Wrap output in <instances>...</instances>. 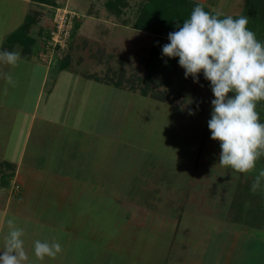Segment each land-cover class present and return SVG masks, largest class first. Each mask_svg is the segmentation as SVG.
<instances>
[{
    "label": "rangeland",
    "instance_id": "rangeland-1",
    "mask_svg": "<svg viewBox=\"0 0 264 264\" xmlns=\"http://www.w3.org/2000/svg\"><path fill=\"white\" fill-rule=\"evenodd\" d=\"M105 1L56 0L60 15L77 14L81 25L73 33L71 19L65 28L60 27L62 36L51 41L48 50L31 53L50 66L48 79L55 80L52 91L48 92L50 81L42 88L46 70L42 64L25 58L16 66L0 64V205L9 195L16 196L22 184L19 199L26 202L14 200L23 215L12 219L24 230L26 264H199L201 252L216 253L219 240L237 243L255 237L261 240L256 249L263 262L264 186L256 192L251 186L264 169V156L248 173L219 163L220 142L211 137L208 127L214 95L203 75L199 83L191 77L180 95L170 93L166 100L145 96L127 82L116 87L95 80L94 76H105L107 71L113 76V70L118 77L120 65L126 70L124 79L142 73L154 40L153 34L132 28L139 4L145 0H129L121 16L111 14ZM227 5L226 12L233 13L229 0L214 11ZM43 9L32 26L34 35L57 26L58 10ZM37 46H44L40 38ZM65 57L71 66L59 71ZM154 85L153 91L168 90ZM256 110L264 122V100ZM65 155L74 160L76 176V166L87 165L83 178H88L87 187L97 184L95 199L87 193L68 201L72 206L65 209L80 220L63 221V214L50 224L30 219L27 208L45 212L40 215L46 218L62 211L59 195L68 187L61 179L46 187L42 179L68 175L71 160L65 164ZM7 160L34 167L41 179L34 183L40 189L36 191L35 185L31 189L33 182L21 178L19 189L11 192L14 177L8 174ZM78 181L82 186V180ZM92 200L99 206L90 211L97 213L94 220L82 214ZM8 230L7 220L1 242ZM37 239L58 241L62 251L55 258L39 260L34 255ZM239 246L240 242L233 251Z\"/></svg>",
    "mask_w": 264,
    "mask_h": 264
},
{
    "label": "clouds",
    "instance_id": "clouds-1",
    "mask_svg": "<svg viewBox=\"0 0 264 264\" xmlns=\"http://www.w3.org/2000/svg\"><path fill=\"white\" fill-rule=\"evenodd\" d=\"M247 16L234 18L205 10L197 3L177 30L169 32V42L162 46V56L179 58L185 78L200 82V74L210 82L214 95L208 127L211 137L220 142L219 163L248 173L264 156V122L257 103L264 100V41L248 27ZM19 51L0 48V63L16 66ZM12 82V76H7ZM194 114V110L190 111ZM264 186V169H260L251 190ZM0 246V264H26L24 230L14 219ZM62 251L58 241L35 240L37 259L55 258Z\"/></svg>",
    "mask_w": 264,
    "mask_h": 264
},
{
    "label": "trees",
    "instance_id": "trees-1",
    "mask_svg": "<svg viewBox=\"0 0 264 264\" xmlns=\"http://www.w3.org/2000/svg\"><path fill=\"white\" fill-rule=\"evenodd\" d=\"M34 1L44 6H51L52 8L60 6L56 0ZM128 3L129 0H106L105 6L111 14L121 16L124 13V9L128 6ZM197 3L200 2L196 0H145L141 2L132 28L154 35L150 53L144 60L142 73L132 74L131 77L124 79L126 70L124 66L120 65L118 77H116L117 71L113 70V76H111L112 74L107 75L109 72L107 71L105 76H94L95 80L108 84L112 83L116 87H122L127 82L132 90L140 88L143 95L147 96L151 94L159 100H166L170 93L180 95L183 85L191 77L185 78V70L179 65L178 57L169 58L162 56V46L169 42V32L175 31L178 27L182 26V22L189 17ZM202 5L207 11L216 12L204 4ZM43 13L41 9L33 10L29 13L23 24L5 39L1 48L14 51L16 47H20L22 53L25 55L34 53L35 51L37 53L39 51H46L48 42L51 39L50 29H41L39 36L31 32L32 26L37 23ZM241 15L248 17V27L256 34L257 39L264 41V0H245L243 12L233 17L236 18ZM80 25L79 20L75 19L73 33L78 31ZM38 38L42 40L44 44L43 48L37 46ZM70 64V58L65 57L59 62L58 70H68L71 66ZM201 75L203 74L201 73ZM154 84L163 85L168 90L162 93L153 91ZM7 165L11 170L8 174L10 177H13L14 167L9 162H7Z\"/></svg>",
    "mask_w": 264,
    "mask_h": 264
},
{
    "label": "crops",
    "instance_id": "crops-1",
    "mask_svg": "<svg viewBox=\"0 0 264 264\" xmlns=\"http://www.w3.org/2000/svg\"><path fill=\"white\" fill-rule=\"evenodd\" d=\"M206 6H208L209 8H211L213 11L218 8H220V4L222 2H225V0H196ZM229 2H231V9L233 10V13L230 12H226L228 10V6H224L223 9H221L219 11V13H227V15H240L245 7V0H243V3H238L237 0H229ZM43 4H39L34 0H0V48L3 45V42L5 41V39L12 33L14 32L18 27H20L23 22L25 21L26 16L31 13L33 10H37V9H41L44 11L43 8H46L48 6H44ZM14 51H19L21 53L20 59L25 58L27 59V61H30L31 63L38 65V64H42L44 67H46V70L43 71V76H42V88L44 86V82L46 81V83L48 81H50V88L48 89V92L52 91L53 89V85L55 84V80L52 78L48 79V73L51 75V68L49 65H45L42 63V61L39 60L38 56H34L31 54H23L21 52V49L16 47L14 49ZM37 55V54H36ZM1 65H4L5 63H0ZM50 68V69H49ZM43 90V89H42ZM42 90L41 93L42 94ZM62 159H64V163L67 164L68 159L71 160L69 157L62 156ZM73 159V158H72ZM6 160V159H5ZM8 161V160H7ZM5 162V161H4ZM9 163H11L14 167V175H13V181L14 184H12L13 186H11V192L13 191V189L15 188V184L20 185V179L23 178L24 182H33V184L31 185L32 187H30L31 189H34L36 186V191H37V185L34 183L36 180H41V179H37V174L38 172L36 171V169L34 167H24V164H19L18 167L16 168V164L15 161H8ZM72 162H74V160H71V162L69 163L70 166L72 167L71 169H69L70 171L68 172L67 176H52L50 179H42L43 182H45L46 187L49 185H53L54 180L61 179L64 181V187L67 188L68 187V191H66L64 188L62 189V194L59 195V198H61V206H62V211H53V215L51 218H46L45 215H40V213H45V212H36L34 207L32 208V212L29 211V208L25 210H27L30 216V219L34 220V221H41L44 224H50L51 222H56V220L61 219L62 215H64L63 217V221H71V219L73 218L74 220L77 218L78 220H80L79 216L74 217V212L68 211L66 210L67 206H72L68 201H72L75 194H79V195H85L88 193V195H90L92 197V199L94 200L95 198L93 197V195H95L96 193V187L97 184L94 186V188H91V186L87 187L85 180H88V178H83L86 176V171L87 165L84 166V168H81L80 165L76 166V169L78 170V176L75 175V171L73 172V165ZM89 166V165H88ZM93 168V165H92ZM17 169V170H16ZM98 175H99V167L98 169ZM67 172V171H65ZM111 179V178H110ZM78 180H82V186H80L78 183ZM99 180V177H98ZM97 180V182H98ZM100 181V180H99ZM35 185V186H34ZM21 186V191L16 194V196L14 195H10L8 196L7 200L5 203H3L2 205H0V246L1 244H3V242H1V236L4 233L5 230V226L7 223V220L12 219L13 217L16 219L17 217H22L23 214H21V209L22 207H18L16 208L15 206V200L14 198H17L19 200V203H23L26 202L25 198L23 199H19L20 197V193L22 192V184ZM24 186H27V184ZM39 188V187H38ZM70 188V189H69ZM40 189V188H39ZM72 189V191H71ZM75 190V192H74ZM16 193V192H15ZM23 193V192H22ZM45 194H47V192H44ZM72 193V194H71ZM19 195V196H18ZM39 195V194H38ZM70 196V197H69ZM67 197H69V199H67ZM73 197V198H72ZM35 199V198H32ZM81 200V199H80ZM78 200V202L80 201ZM90 201L89 206L85 203H81L82 206L83 205H87V211H82V214H84L86 217L89 215L91 216V218L94 220L96 218V212L93 211L90 213L91 210H95L96 207H99L96 203V201ZM68 202V203H67ZM95 202V203H94ZM72 203V202H71ZM31 205V204H29ZM66 208V209H65ZM72 208V207H70ZM77 213V211H76ZM69 214V216H68ZM78 214V213H77ZM91 214H94L93 216ZM58 215V216H56ZM61 215V216H60ZM61 217V218H60ZM79 217V218H78ZM50 219V220H49ZM49 220V221H48ZM98 220V219H97ZM55 224V223H53ZM240 239V238H239ZM237 243L240 242V246L236 251H233V246L235 247V245L237 243H230V242H223V240H219L217 241L215 244V252L213 253L211 256L209 254H207L208 252L205 250H203V252H201V256L200 259L198 261H201L199 264H216V259H223L222 264H264V260L262 262V256L261 253L259 252V250L256 249V244H261V240H258V238H251L249 240L245 239L244 241H236ZM225 243V244H224ZM244 243V244H243ZM221 245V247H220ZM246 248V249H245ZM203 249V248H202ZM219 251V253H218ZM242 252L244 253L243 256ZM171 252L169 251L168 254H170ZM220 259V260H221ZM172 260V259H169ZM28 262V261H27ZM163 262V260H162ZM29 263V262H28ZM164 264V263H163ZM197 264V263H196Z\"/></svg>",
    "mask_w": 264,
    "mask_h": 264
},
{
    "label": "built area",
    "instance_id": "built-area-1",
    "mask_svg": "<svg viewBox=\"0 0 264 264\" xmlns=\"http://www.w3.org/2000/svg\"><path fill=\"white\" fill-rule=\"evenodd\" d=\"M56 9L58 10V12H57V14L55 16V23H57V26H55V27L50 29L51 39L48 42V46H49V43H51V41H53V40L57 41L58 38L62 36L61 35L62 31L60 30L61 29L60 27H64L65 28V26H67L69 24L71 19H72V24L74 26V21L76 19L75 15H77V14H75L74 16H72L71 14H68L66 16L60 15V9L61 8L56 7ZM61 22H63V23H61ZM72 24L70 23V25H71L70 29H72ZM57 32H59L58 35H57ZM48 46H47V48H48ZM47 48H46V50L49 49V48L48 49ZM42 52H44V51H42ZM19 187H20L19 185L15 186L16 189H19Z\"/></svg>",
    "mask_w": 264,
    "mask_h": 264
}]
</instances>
